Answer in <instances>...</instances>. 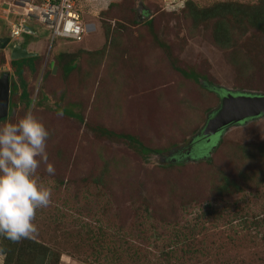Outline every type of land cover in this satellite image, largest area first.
Listing matches in <instances>:
<instances>
[{"label": "rangeland", "instance_id": "1", "mask_svg": "<svg viewBox=\"0 0 264 264\" xmlns=\"http://www.w3.org/2000/svg\"><path fill=\"white\" fill-rule=\"evenodd\" d=\"M263 1L80 0V42L56 38L47 50L48 33L30 27L36 34L18 41L38 54L19 77L0 49V75L18 85L0 126L30 110L50 133L47 163L55 169L49 174L42 163L34 176L51 189V203L37 209L38 235L22 241L28 255L20 264H264V181L231 195L212 187L222 172L235 176V147L264 150V116L229 125L208 144H189L218 107L215 89L264 93V39L254 28L231 36L247 58L237 66L219 47V20L193 24L187 10L188 3ZM5 29L0 18V36ZM69 60L75 66L65 71ZM171 64L200 77L195 82ZM62 109L78 118L58 115ZM100 128L161 152L141 153ZM250 165L244 169L264 174V161ZM8 241L0 236V247Z\"/></svg>", "mask_w": 264, "mask_h": 264}, {"label": "trees", "instance_id": "2", "mask_svg": "<svg viewBox=\"0 0 264 264\" xmlns=\"http://www.w3.org/2000/svg\"><path fill=\"white\" fill-rule=\"evenodd\" d=\"M90 1H92V4H96L99 2V0H86L85 4L87 6L90 5ZM187 10L191 12L190 18L191 21H193V24L198 21L211 19L215 17L219 21L217 24V37L220 38L219 42L221 49H224L225 51H228L227 59L232 62L233 64L240 66L243 65L242 62H246L247 58L243 55H241V48L240 45H238V40L233 41L231 43V36H233L235 33H243L245 31V28H254L255 31H253L256 34H259L262 39H264V1L260 4L253 6L243 5V4H233L232 2H223V3H217L213 4L210 7H207L205 9H199L196 8V6H192L189 3L187 4ZM189 12V13H190ZM239 15V16H238ZM238 16L237 21L235 22L234 26H231V18ZM147 17V15L145 16ZM150 18H145L141 23L147 25V27L151 28ZM106 34V32H105ZM155 38V36H153ZM158 45L164 47V43L157 41ZM165 48V47H164ZM240 54V55H239ZM36 59L35 57L31 58H22V59H11L9 60L10 65L13 67V74H15L17 77H19L23 65H27L30 69L33 67L31 62ZM175 70H177L179 73H181L183 76L187 78L193 79V81L197 82L198 78L200 77L193 71H185L174 64H171ZM75 64L72 63L71 60L66 62L65 65V71H70L74 68ZM19 87L20 94L19 98L23 101H25V104H28L29 99L27 97V93L25 91V86L21 79H19ZM18 89V85L11 81L10 82V88H9V96L16 92ZM218 95H220L221 88H217L214 90ZM263 94V93H262ZM14 104L10 102V105L8 107V113L10 114V111ZM64 114L68 116L77 117L78 115L67 111L66 109L60 110ZM5 117L0 118V121L3 120ZM99 133L107 138H121L125 141V143L131 147H133L135 150L141 152V153H160L161 150L159 149H152L149 147H146L142 145L137 139L134 137L128 135V134H121V133H114L110 130L100 128ZM191 144V143H189ZM199 143L195 144L198 145ZM220 144V141L219 143ZM217 144V145H218ZM194 145V144H191ZM205 146V145H203ZM202 146V148H203ZM199 149V148H198ZM238 152V156H235L241 163L238 164L237 170L234 177H231L230 175L222 172L220 173L219 180L212 186L214 187V194H224V195H231L234 193H239L245 189V187L252 183L253 186L256 188L257 185L263 184L264 181V174L260 175L257 173L258 171L252 170L247 171L244 169L246 166H251L250 164L256 163V162H262L264 161V150L261 149V152L254 147H248L246 145H238L237 148L235 147V152L233 153V156L235 153ZM262 153V154H261ZM195 154H199L198 152ZM205 161L207 163H210V158H205ZM213 184V183H212ZM241 218V217H240ZM244 219V216L242 217ZM25 240V239H24ZM22 240V241H24ZM21 241L19 243H13L11 241H8L9 244L4 249L7 250V258L4 261V264H20V260L23 255H28V252L26 250V245H23V242ZM45 247H42L44 249ZM16 253V254H15ZM45 249L42 252V256L45 255Z\"/></svg>", "mask_w": 264, "mask_h": 264}, {"label": "clouds", "instance_id": "3", "mask_svg": "<svg viewBox=\"0 0 264 264\" xmlns=\"http://www.w3.org/2000/svg\"><path fill=\"white\" fill-rule=\"evenodd\" d=\"M49 135L30 110L19 121L0 126V236L13 243L38 235L36 211L51 203V189L34 178L42 163L49 174L55 172L47 163ZM6 258L7 250L0 247V264Z\"/></svg>", "mask_w": 264, "mask_h": 264}, {"label": "built area", "instance_id": "4", "mask_svg": "<svg viewBox=\"0 0 264 264\" xmlns=\"http://www.w3.org/2000/svg\"><path fill=\"white\" fill-rule=\"evenodd\" d=\"M80 7V0H0V18L9 44L18 42L22 33H35L37 30L30 27L40 25L48 33L49 50L56 38L72 43L83 39L86 27Z\"/></svg>", "mask_w": 264, "mask_h": 264}, {"label": "water", "instance_id": "5", "mask_svg": "<svg viewBox=\"0 0 264 264\" xmlns=\"http://www.w3.org/2000/svg\"><path fill=\"white\" fill-rule=\"evenodd\" d=\"M138 9L139 15L144 18ZM28 31V29H25ZM31 32V31H30ZM8 36H0V49H4L8 43ZM8 55L10 59H21L34 56L35 52L27 51L20 46L18 42H14L8 47ZM54 66H52L53 70ZM9 79L6 72L0 75V118L6 117L8 113L9 103ZM264 116V93H232L221 90L219 95L218 107L206 118L203 126L198 134L190 141L191 144L206 143L213 141V137L227 126L240 123L244 120L255 117Z\"/></svg>", "mask_w": 264, "mask_h": 264}, {"label": "crops", "instance_id": "6", "mask_svg": "<svg viewBox=\"0 0 264 264\" xmlns=\"http://www.w3.org/2000/svg\"><path fill=\"white\" fill-rule=\"evenodd\" d=\"M103 2H106V0H104ZM103 2H98V3H96L97 5L98 4H102ZM90 4H92V1H90ZM93 5V4H92ZM0 17H1V14H0ZM6 30V29H5ZM7 34V32H5L3 35H1V36H4V35H6ZM27 34H29V33H27ZM34 34H36V32L35 33H30L29 35H34ZM18 43L20 44V46H22V47H24L27 51H30V49L31 48H29L27 45H25L24 43H22L21 41H18ZM9 41H8V43H7V45H6V47L4 48V49H2V51H3V54L5 55V56H7L9 53H8V47H9ZM30 52H33V51H30ZM35 52V51H34ZM36 54L34 55V56H30V57H26V58H31V57H35V56H37V54H38V52H35ZM9 56V55H8ZM22 59V58H21ZM11 60V59H10ZM35 60V59H34ZM33 60V61H34Z\"/></svg>", "mask_w": 264, "mask_h": 264}, {"label": "flooded vegetation", "instance_id": "7", "mask_svg": "<svg viewBox=\"0 0 264 264\" xmlns=\"http://www.w3.org/2000/svg\"><path fill=\"white\" fill-rule=\"evenodd\" d=\"M9 88H10V85H9Z\"/></svg>", "mask_w": 264, "mask_h": 264}]
</instances>
